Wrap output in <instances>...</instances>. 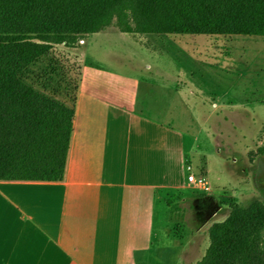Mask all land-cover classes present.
Wrapping results in <instances>:
<instances>
[{"label":"crops","instance_id":"0c3cea01","mask_svg":"<svg viewBox=\"0 0 264 264\" xmlns=\"http://www.w3.org/2000/svg\"><path fill=\"white\" fill-rule=\"evenodd\" d=\"M119 32L162 75H127L90 61L82 46L99 33L68 47L81 43L82 65L64 179L0 181V264H167L169 248L154 243L167 225L166 194L186 187L188 167L200 156L203 97L263 129L264 118L249 114L256 104L264 113V67L253 73L261 59L242 50L264 48V40ZM232 36L245 38L221 40ZM187 97L198 100V112ZM247 97L261 99H240Z\"/></svg>","mask_w":264,"mask_h":264},{"label":"trees","instance_id":"16d2710c","mask_svg":"<svg viewBox=\"0 0 264 264\" xmlns=\"http://www.w3.org/2000/svg\"><path fill=\"white\" fill-rule=\"evenodd\" d=\"M114 17L124 33L264 37V0H0V181L64 179L78 81L68 105L23 76ZM196 264H264V206H232Z\"/></svg>","mask_w":264,"mask_h":264},{"label":"rangeland","instance_id":"374dc122","mask_svg":"<svg viewBox=\"0 0 264 264\" xmlns=\"http://www.w3.org/2000/svg\"><path fill=\"white\" fill-rule=\"evenodd\" d=\"M119 31L118 20L114 17L111 25L104 31L86 38V44L82 46L85 57L103 68L127 75H153L159 78L162 75L159 66L152 67L151 70L146 68L148 61L152 59L151 55L130 44L128 35L122 37ZM181 37L185 42L192 41L191 38L206 41L220 39L212 36ZM251 37L264 40V37ZM224 38L242 40L245 37H222L221 40ZM79 46L76 49H68L65 45L54 46L47 58L25 72L24 81L56 101L70 105L71 98L66 96L72 95L82 65L78 55ZM242 51L261 59L257 61V67H252L253 73H257L258 69L262 70L264 48L255 47ZM175 71H178L176 67ZM240 99L257 101L261 98ZM185 100L190 110H197L196 98L187 97ZM202 104L203 112L197 114L202 133L198 134L199 130L196 128L188 131L193 135L198 134L196 151L200 156L195 157L192 171L196 177H205L209 189L203 191L198 186L187 183L182 191L166 194L167 225L160 232L161 236L155 241L154 247L157 250L169 248L167 264H196L200 261L210 245L211 229L229 218L232 206L248 207L253 203L264 206V119L259 123L263 129L254 128L245 120L244 114L237 119L233 114L222 113L220 109L214 108L213 101L207 97H203ZM257 105L254 106L255 111L250 107L252 114L249 115H261L264 118V113L258 112ZM233 108L238 110L242 107L241 104H235ZM188 115H191L190 112ZM201 164L205 165V172L197 168ZM192 171H188L189 174ZM202 195L213 198L221 208L205 223L197 218L193 209L194 199Z\"/></svg>","mask_w":264,"mask_h":264},{"label":"flooded vegetation","instance_id":"af4514ba","mask_svg":"<svg viewBox=\"0 0 264 264\" xmlns=\"http://www.w3.org/2000/svg\"><path fill=\"white\" fill-rule=\"evenodd\" d=\"M219 207L213 198L206 195L196 197L193 202L196 216L203 223L206 222L208 214L215 212Z\"/></svg>","mask_w":264,"mask_h":264},{"label":"built area","instance_id":"2783aa9c","mask_svg":"<svg viewBox=\"0 0 264 264\" xmlns=\"http://www.w3.org/2000/svg\"><path fill=\"white\" fill-rule=\"evenodd\" d=\"M188 171H191L190 167H188ZM188 182L198 186L199 189L203 191H207L209 189L208 182L205 177H196L195 174L190 173L188 176Z\"/></svg>","mask_w":264,"mask_h":264},{"label":"water","instance_id":"95a60500","mask_svg":"<svg viewBox=\"0 0 264 264\" xmlns=\"http://www.w3.org/2000/svg\"><path fill=\"white\" fill-rule=\"evenodd\" d=\"M219 210H220V207L215 212L208 214L206 221H209L213 216H215Z\"/></svg>","mask_w":264,"mask_h":264}]
</instances>
